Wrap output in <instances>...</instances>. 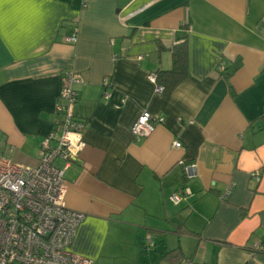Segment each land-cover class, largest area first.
I'll use <instances>...</instances> for the list:
<instances>
[{
    "label": "crops",
    "instance_id": "1",
    "mask_svg": "<svg viewBox=\"0 0 264 264\" xmlns=\"http://www.w3.org/2000/svg\"><path fill=\"white\" fill-rule=\"evenodd\" d=\"M183 40L188 76L155 92L149 74L170 70ZM69 70L83 75L72 111L86 122L66 172L67 206L86 214L73 252L93 264H264V0H23L0 17V161L39 164ZM145 109L165 121L137 138ZM180 187L191 194L174 204ZM178 248L180 263L166 256Z\"/></svg>",
    "mask_w": 264,
    "mask_h": 264
},
{
    "label": "built area",
    "instance_id": "2",
    "mask_svg": "<svg viewBox=\"0 0 264 264\" xmlns=\"http://www.w3.org/2000/svg\"><path fill=\"white\" fill-rule=\"evenodd\" d=\"M78 38V27L66 36L72 43ZM219 69L224 71V65ZM149 79L155 84V92L165 89L158 83L156 73H150ZM83 81L79 71L63 73L55 106V127L41 141L37 166L20 165L10 159L0 161V264L94 263L71 249L86 214L69 208L66 203L67 169L86 145L83 139L86 122L76 118L72 111L80 98L76 86ZM103 85L105 98L109 99L108 87L112 86V81L105 80ZM164 121L163 116H155L145 109L131 130L137 138L147 137ZM173 146L182 147V142L175 140ZM59 160L63 161L62 165L58 164ZM180 164L187 178L197 176L196 163L181 160ZM190 194L189 189L180 187L172 193L170 200L180 204ZM155 245L153 235L148 233L143 246L153 248ZM258 249L264 250V238Z\"/></svg>",
    "mask_w": 264,
    "mask_h": 264
},
{
    "label": "trees",
    "instance_id": "3",
    "mask_svg": "<svg viewBox=\"0 0 264 264\" xmlns=\"http://www.w3.org/2000/svg\"><path fill=\"white\" fill-rule=\"evenodd\" d=\"M173 60L174 65L170 70H162L156 73L158 83L162 84L165 88L175 86L189 74V51L186 40L175 45L173 49ZM166 256L168 259L177 263L185 260L181 248L171 251Z\"/></svg>",
    "mask_w": 264,
    "mask_h": 264
},
{
    "label": "clouds",
    "instance_id": "4",
    "mask_svg": "<svg viewBox=\"0 0 264 264\" xmlns=\"http://www.w3.org/2000/svg\"><path fill=\"white\" fill-rule=\"evenodd\" d=\"M23 0H0V17H6L10 8L21 4Z\"/></svg>",
    "mask_w": 264,
    "mask_h": 264
},
{
    "label": "rangeland",
    "instance_id": "5",
    "mask_svg": "<svg viewBox=\"0 0 264 264\" xmlns=\"http://www.w3.org/2000/svg\"><path fill=\"white\" fill-rule=\"evenodd\" d=\"M151 250H153V249H151ZM149 258H150V256H149ZM162 264H165V263H162Z\"/></svg>",
    "mask_w": 264,
    "mask_h": 264
}]
</instances>
